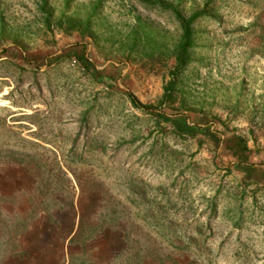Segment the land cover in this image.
I'll list each match as a JSON object with an SVG mask.
<instances>
[{"label": "rangeland", "instance_id": "374dc122", "mask_svg": "<svg viewBox=\"0 0 264 264\" xmlns=\"http://www.w3.org/2000/svg\"><path fill=\"white\" fill-rule=\"evenodd\" d=\"M16 184L112 264H264V0H0V204Z\"/></svg>", "mask_w": 264, "mask_h": 264}, {"label": "crops", "instance_id": "0c3cea01", "mask_svg": "<svg viewBox=\"0 0 264 264\" xmlns=\"http://www.w3.org/2000/svg\"><path fill=\"white\" fill-rule=\"evenodd\" d=\"M23 190L16 184L0 204V264H112L119 257L90 254V223L79 221L76 208H71L70 221H64L58 208L47 215L42 208L24 206Z\"/></svg>", "mask_w": 264, "mask_h": 264}, {"label": "trees", "instance_id": "16d2710c", "mask_svg": "<svg viewBox=\"0 0 264 264\" xmlns=\"http://www.w3.org/2000/svg\"><path fill=\"white\" fill-rule=\"evenodd\" d=\"M193 20H194V17L190 21L184 20L183 41L179 46V50H178L177 57H176V60H177V71H176L177 73L175 72L176 76L178 75L179 70L182 69L188 61V52L190 50L191 41H192V33H191L190 26ZM78 59L81 60L80 57ZM174 87H175V80L171 81L168 84V87L166 89L167 90L166 97H168L172 93ZM129 96L135 107H138L143 110H149L147 106L140 104L134 95L129 94ZM182 127H183V124L179 128H182ZM226 148L230 150L232 154H234L240 159L239 161L240 163H247L249 161L250 150L243 137H240V136L229 137L226 141Z\"/></svg>", "mask_w": 264, "mask_h": 264}]
</instances>
